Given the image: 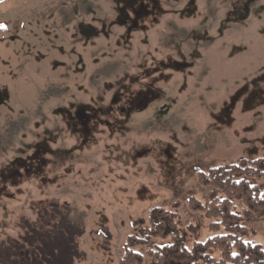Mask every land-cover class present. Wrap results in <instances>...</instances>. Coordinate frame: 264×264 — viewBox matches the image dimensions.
Instances as JSON below:
<instances>
[{
  "label": "rangeland",
  "instance_id": "1",
  "mask_svg": "<svg viewBox=\"0 0 264 264\" xmlns=\"http://www.w3.org/2000/svg\"><path fill=\"white\" fill-rule=\"evenodd\" d=\"M259 157L264 0H0V264H119L154 207L191 248L197 169Z\"/></svg>",
  "mask_w": 264,
  "mask_h": 264
},
{
  "label": "trees",
  "instance_id": "2",
  "mask_svg": "<svg viewBox=\"0 0 264 264\" xmlns=\"http://www.w3.org/2000/svg\"><path fill=\"white\" fill-rule=\"evenodd\" d=\"M197 177L199 184L209 189L208 202L203 204L191 196L188 207L210 220L213 236L189 248L178 211L154 207L148 227L145 222L134 223L139 227L138 233L127 236L119 264H145L146 256L151 264H264V247L246 238L249 230L245 225L264 218V191L251 182L252 179L264 180V157L240 159L208 172L197 169ZM237 202L241 203V210ZM179 207L177 202L175 208ZM189 228L196 231L193 225ZM100 234L102 246L108 248L112 232L104 227ZM143 247H147L146 255L139 250ZM214 249L218 250L219 257L211 253Z\"/></svg>",
  "mask_w": 264,
  "mask_h": 264
},
{
  "label": "flooded vegetation",
  "instance_id": "3",
  "mask_svg": "<svg viewBox=\"0 0 264 264\" xmlns=\"http://www.w3.org/2000/svg\"><path fill=\"white\" fill-rule=\"evenodd\" d=\"M77 117L80 118V119H83V117H80L79 114H77Z\"/></svg>",
  "mask_w": 264,
  "mask_h": 264
}]
</instances>
